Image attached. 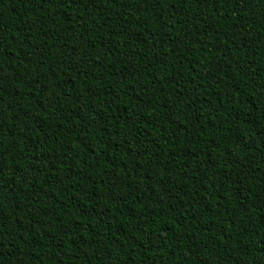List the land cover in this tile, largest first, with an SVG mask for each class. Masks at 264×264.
Returning a JSON list of instances; mask_svg holds the SVG:
<instances>
[{"label":"trees","instance_id":"1","mask_svg":"<svg viewBox=\"0 0 264 264\" xmlns=\"http://www.w3.org/2000/svg\"><path fill=\"white\" fill-rule=\"evenodd\" d=\"M0 264H264V0H0Z\"/></svg>","mask_w":264,"mask_h":264}]
</instances>
